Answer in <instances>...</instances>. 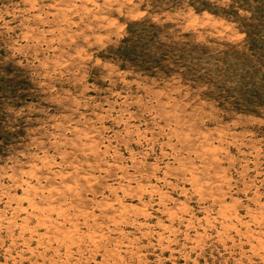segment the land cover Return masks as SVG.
<instances>
[{"label":"rangeland","instance_id":"rangeland-1","mask_svg":"<svg viewBox=\"0 0 264 264\" xmlns=\"http://www.w3.org/2000/svg\"><path fill=\"white\" fill-rule=\"evenodd\" d=\"M0 264H264V0H0Z\"/></svg>","mask_w":264,"mask_h":264},{"label":"bare ground","instance_id":"bare-ground-1","mask_svg":"<svg viewBox=\"0 0 264 264\" xmlns=\"http://www.w3.org/2000/svg\"><path fill=\"white\" fill-rule=\"evenodd\" d=\"M54 1V0H53ZM65 1V0H64ZM67 1V0H66ZM83 1V0H82ZM89 2V1H88ZM62 3H63V1H62ZM69 4V3H68ZM88 4V3H87ZM55 6V5H54ZM33 7V6H32ZM35 7V6H34ZM52 7H53V5H52ZM51 7V8H52ZM74 8V7H73ZM30 9V8H29ZM67 15V14H66ZM96 132V131H95ZM93 134V133H92ZM99 138H101V137H99ZM187 139V138H186ZM190 140V139H189ZM100 141V140H99ZM207 144V143H206ZM90 145V144H89ZM89 147H91V146H89ZM205 147H206V145H205ZM98 150V149H97ZM206 150V149H205ZM216 150V149H215ZM93 151V150H92ZM96 151V150H95ZM90 152V151H89ZM95 156V155H94ZM104 161V160H103ZM43 166V165H42ZM222 174V173H221ZM49 176V175H48ZM219 176V175H218ZM46 178H48V177H46ZM228 180V179H227ZM223 182V181H222ZM209 183V182H208ZM220 184H222V183H220ZM110 187V186H109ZM221 187V186H220ZM57 188V187H56ZM111 188V187H110ZM125 188V187H124ZM58 189V188H57ZM221 189V188H220ZM225 192V191H224ZM142 193V192H141ZM127 194H129V192L127 193ZM37 195V194H36ZM164 196V195H163ZM116 201V200H115ZM104 202V201H103ZM233 202V201H232ZM50 203V202H49ZM52 203V202H51ZM48 204V203H47ZM62 204V203H61ZM105 204V203H104ZM113 204V203H112ZM52 205V204H51ZM39 206V205H38ZM96 207V206H95ZM36 208V207H35ZM53 208V207H52ZM202 208V207H201ZM18 209V208H17ZM54 209V208H53ZM67 209V208H66ZM114 209V208H113ZM263 209V208H262ZM45 210H46V208H45ZM51 210V209H50ZM123 210V209H122ZM139 210V209H138ZM55 211V210H54ZM59 211V210H58ZM166 211V210H165ZM226 211V210H225ZM224 211V212H225ZM60 212V211H59ZM140 212V211H139ZM171 212V211H170ZM175 212V211H174ZM231 212V211H230ZM150 213V212H149ZM29 214H31V213H29ZM63 214V213H62ZM61 214V215H62ZM64 215V214H63ZM41 216V215H40ZM171 216V215H170ZM169 216V217H170ZM217 216V215H216ZM64 218H65V216H64ZM113 218V217H112ZM111 218V219H112ZM122 218V217H121ZM129 218V217H128ZM35 219V218H34ZM212 219V218H211ZM214 219V218H213ZM55 220V219H54ZM73 220V219H72ZM216 220V219H215ZM224 220V219H223ZM217 221V220H216ZM38 222V221H37ZM44 222V221H43ZM115 222V221H114ZM117 222V221H116ZM207 222V221H206ZM210 222V221H209ZM208 222V223H209ZM41 223V222H40ZM11 224V223H10ZM133 224V223H132ZM229 224V223H228ZM40 225V224H39ZM70 225V224H69ZM62 226V225H61ZM76 227V226H75ZM162 227V226H161ZM68 228V227H67ZM76 229V228H75ZM14 230H15V228H14ZM55 230V229H54ZM235 230V229H234ZM49 231V230H48ZM52 231V230H51ZM50 231V232H51ZM49 232V233H50ZM223 232V231H222ZM58 233V232H57ZM71 233H72V231H71ZM87 233V232H86ZM98 233V232H97ZM92 234V233H91ZM96 234V233H95ZM145 234V233H144ZM143 234V235H144ZM160 234V233H159ZM90 235V234H89ZM165 235V234H164ZM21 236V235H20ZM57 236V235H56ZM81 236V235H80ZM23 237V236H22ZM64 237V236H63ZM66 237V236H65ZM77 237V236H76ZM56 238H58V237H56ZM79 238V237H78ZM87 238V237H86ZM23 239V238H22ZM49 239V238H48ZM83 239V238H82ZM157 239V238H156ZM159 239V238H158ZM172 239V238H171ZM260 239V238H259ZM50 240V239H49ZM75 240V239H74ZM55 241V240H54ZM222 241V240H221ZM249 241V240H248ZM93 243V242H92ZM67 246V245H66ZM263 246V245H262ZM168 247V246H167ZM36 252V251H35ZM30 254V253H29ZM263 256V255H262ZM22 259V258H21Z\"/></svg>","mask_w":264,"mask_h":264}]
</instances>
